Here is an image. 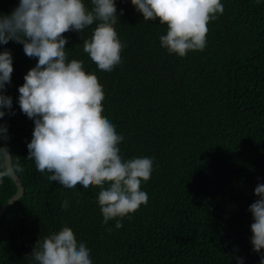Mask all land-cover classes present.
<instances>
[{"label":"trees","instance_id":"obj_1","mask_svg":"<svg viewBox=\"0 0 264 264\" xmlns=\"http://www.w3.org/2000/svg\"><path fill=\"white\" fill-rule=\"evenodd\" d=\"M221 2L224 12L208 25L206 48L185 57L162 47L167 26L145 21L131 0H116L114 27L125 47L113 71L99 70L83 52L95 23L64 34L69 60H82L103 85L102 115L124 136L121 156L154 160L151 179L142 183L147 205L119 229L116 220L103 223L97 186L64 188L27 159L34 121L20 110L18 89L38 61L22 44H0L14 67L4 91L13 106L0 125L24 187L0 219V264H36L28 256L36 242L64 226L91 250L93 264H238V258L260 264L264 250L253 251L249 207L264 183V0ZM84 3L91 9V0ZM18 5L0 0V14ZM17 190L4 178L0 208Z\"/></svg>","mask_w":264,"mask_h":264},{"label":"clouds","instance_id":"obj_2","mask_svg":"<svg viewBox=\"0 0 264 264\" xmlns=\"http://www.w3.org/2000/svg\"><path fill=\"white\" fill-rule=\"evenodd\" d=\"M91 4L89 9L84 0H19L11 14H0V44H22L25 55L38 61L18 89L20 110L34 121L27 159L64 188L97 186L103 223L116 220L119 229L124 217L130 219V214L147 205L149 196L142 183L151 179L154 160L121 156L124 136L102 115L103 85L95 72L84 70L82 60L68 58L64 34L82 33L95 23L91 37L83 39V52L101 71L111 72L122 63L125 44L114 27L119 17L116 0H91ZM131 4L145 21L158 20L167 26L160 43L169 54L180 57L206 48L208 25L224 12L221 0H131ZM13 71L11 51L0 52V119L13 106L12 97L4 94ZM0 132L4 133L0 141L9 138L6 126L0 125ZM22 171L18 160L0 144V184ZM254 192L258 199L249 207L254 221L251 244L259 253L264 250V183ZM61 207L67 210L69 202L65 200ZM28 256L36 264H93L91 250L68 226L39 239ZM238 264L243 260L238 258Z\"/></svg>","mask_w":264,"mask_h":264},{"label":"water","instance_id":"obj_3","mask_svg":"<svg viewBox=\"0 0 264 264\" xmlns=\"http://www.w3.org/2000/svg\"><path fill=\"white\" fill-rule=\"evenodd\" d=\"M4 134L2 132H0V136H3ZM3 146H6L10 152V148H9V144L7 142V139L2 140ZM11 153V152H10ZM14 182L16 183L18 190L16 192V194L4 205L0 208V219L1 217L4 215V213L14 204L16 203L20 198L23 197L24 195V187L23 184L20 180V178L17 176H15V178H13Z\"/></svg>","mask_w":264,"mask_h":264}]
</instances>
